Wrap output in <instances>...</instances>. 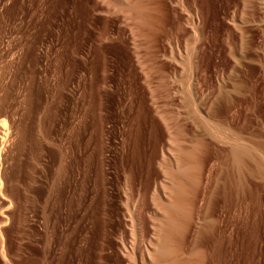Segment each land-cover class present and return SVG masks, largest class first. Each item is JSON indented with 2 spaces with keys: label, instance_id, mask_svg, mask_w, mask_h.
Wrapping results in <instances>:
<instances>
[{
  "label": "rangeland",
  "instance_id": "obj_1",
  "mask_svg": "<svg viewBox=\"0 0 264 264\" xmlns=\"http://www.w3.org/2000/svg\"><path fill=\"white\" fill-rule=\"evenodd\" d=\"M212 121L264 137V0H0V264H142L194 135L179 261L264 264V180Z\"/></svg>",
  "mask_w": 264,
  "mask_h": 264
},
{
  "label": "bare ground",
  "instance_id": "obj_2",
  "mask_svg": "<svg viewBox=\"0 0 264 264\" xmlns=\"http://www.w3.org/2000/svg\"><path fill=\"white\" fill-rule=\"evenodd\" d=\"M136 12H137V23H139V24H143L144 23L145 25H146V23L149 24L148 20H144L142 18L143 10L138 9ZM192 75H193V78H194V74H192ZM205 121H206V119H205ZM213 123L217 124V123L212 121L211 123H208L206 125H209V127L211 126L210 130H212V132H213L212 134L215 137V139L218 142H220V143H224V144H228L229 145L228 149H227V147H228L227 146L224 150H223V148L221 150L223 152V154L225 155L224 157L221 155L224 158L223 162H224V164L226 166L229 167V168L226 167V168H228L227 170H230V171L232 170V171H234V173H235V171H236V173L238 172L239 173L238 175L239 176L241 175L242 177L240 176V178H242V179H243L244 176L247 178L248 176L250 177V176L254 175V176H256V178L258 180H260L259 182L264 180V147H262L260 145L261 142H262V144L264 143V137L263 136H258V138H260L261 140L259 139L260 143L259 142L256 143L255 142L256 139H255V141H252L253 140V136H250L252 139L249 138V136H247V135L246 136L248 138L244 137L245 134H243L242 132H239L238 129L236 130L231 125H223L221 123V125H223V126H220V125H214ZM218 124H219V122H218ZM186 132H185V134H186ZM176 137H177L176 141L174 139L173 141H175V142H172L173 146L170 147L171 148L170 149L171 154L169 153L170 157L172 158V159L171 158L170 159L173 162L172 163L173 167L172 168L170 167L169 171L167 169H165L166 170L165 173L167 174V176H169V174H171L172 177L169 176L168 177L169 181H167L168 183L167 182H166V184L163 183L165 185L162 186L163 189H164V187L167 189V190L165 189L166 192L165 191H163V192L167 193L168 205L166 206V205L163 204L165 209H162V211L164 210L165 213H167V216H166L165 220H166L168 225L166 224V227L164 229L160 230L161 233L158 236L155 234L158 237L159 240H158V242H156V245H154V243H153L154 241L152 242L153 245H154L153 246L154 248L153 249L151 248L152 251H150V247L147 246V249H149V250L146 253V255H144L145 259H141V260H143L142 264H204V256H203L204 253H202V250H200L201 248H198V249H196L194 251L192 250L191 257H194V259H195L194 262L192 261L190 256L188 257L190 259L187 260V261L186 260H184L182 262L179 261V259H183L184 258V257L182 258V255H184V253L182 251V248H181V245L179 244V242H173L172 241V237L174 239L173 232H175V234H176V231H178L179 229H183L184 225H179V222L173 217V215L169 214V211L171 209L176 210L178 212V215L182 216L185 219V221H187L191 217L192 210H193V202H192V200H194V203L196 201H195V199H192V197H191L192 200L190 199V197H188L190 195V194H188L189 190L190 191L192 190V189L189 188L190 185L188 186V183H189V180L191 181L190 184L191 183L192 184L198 183V179H199L200 173L203 172L202 171L203 163L201 162V160H199V158H198L199 155L197 156V152H200V150H198L199 149V145L197 143L198 141L195 142V140H196L195 139L196 138L195 135L193 137H190V138H188V136L186 137L187 139L185 141L192 142V144H190L192 146V148L188 149L187 152L185 151L187 148L182 150V148H179L180 146L179 147L177 146V143L182 142V140H180L179 136H176ZM184 138H185V136H184ZM246 138H247V140L250 139L249 142L251 141L252 144H253V142H255L257 146L255 147L254 144H253L254 146L249 144V142L246 141ZM179 140H180V142H179ZM258 144L260 146H258ZM179 145H182V144H179ZM218 150H219V148H218ZM183 154H184V156H182V159H183V157L186 156L188 158L187 161H186L187 158L186 159L184 158L185 161L181 160V158H180L181 156L180 155H183ZM251 159H253L254 162H251ZM252 163H255V166H254L255 168L254 169L252 168V165H253ZM165 167H167V166H165ZM204 170H205V168H204ZM230 171H229V173H230ZM230 174H227V175H230ZM231 175L233 176V173ZM228 178L231 179V176L228 177ZM246 178H245V180H246ZM234 180H235V178L231 181L232 184L235 183ZM237 180H238V177H237ZM201 181H202V179H201ZM200 184H202V183L200 182ZM195 193H197V192H195ZM192 194H194V193H192ZM163 197H165V196H163ZM141 198H142V196H141ZM164 200H166V199H164ZM164 200H162V201H164ZM194 209H195V207H194ZM217 219H219V218H217ZM222 222H224V221H222ZM213 224L215 225V223H212L211 226H213ZM157 229H159V228H157ZM157 229H155V230H157ZM180 232H178V233L181 235ZM149 241H150V239H149ZM130 254L133 255V258H135V256H136L135 254H133L131 252L130 253L128 252V255H130ZM171 255H173L176 258V259H174V261L169 259V256H171ZM141 256H142V254H141ZM144 256H142V258H144ZM130 259L132 260V258H130ZM135 260H136V258H135ZM138 261L139 260H137V262ZM190 261H192V263ZM132 263H135V262H132Z\"/></svg>",
  "mask_w": 264,
  "mask_h": 264
}]
</instances>
